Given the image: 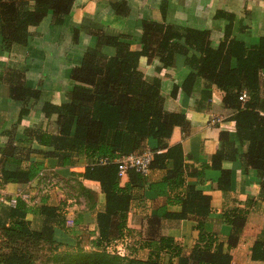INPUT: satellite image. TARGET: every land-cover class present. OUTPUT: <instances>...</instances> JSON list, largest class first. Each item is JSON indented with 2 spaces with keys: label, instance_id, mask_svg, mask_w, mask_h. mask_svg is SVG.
Masks as SVG:
<instances>
[{
  "label": "trees",
  "instance_id": "trees-1",
  "mask_svg": "<svg viewBox=\"0 0 264 264\" xmlns=\"http://www.w3.org/2000/svg\"><path fill=\"white\" fill-rule=\"evenodd\" d=\"M74 3L75 0H0L1 51L9 54L14 46L26 47L31 37L29 29L40 27L49 15L52 25L65 26L70 22ZM166 5L165 1L161 2L162 23L142 21L139 50L131 49L132 35L93 31V46L86 48L79 65L70 70L73 87L67 100L60 104L42 100V114L46 119L56 117V131L48 134L27 128L23 131L24 139L0 148L2 185H26L34 180L40 171L38 165L6 169L7 164L21 166L31 156L53 160L61 169L71 167L81 158L89 163L81 174L72 173L70 179L64 181L71 191H79L78 197H83L89 206L96 204V195L90 187L103 194V209L96 214L98 235L91 242L93 251L57 255L53 264H231L229 250L237 244L245 224V220L234 213L226 214L232 228L227 243H217L201 222L196 226L199 245L189 255L174 246L173 238L158 234L162 219L182 221L188 216L201 219L209 216L210 196L193 185L178 199L179 211L160 208L148 220L149 241L158 240L149 243L151 252L147 260L110 254L106 250L110 244L122 242L135 190L146 187L157 196H165L183 185L185 164L181 147H167L165 141L175 127L186 132L188 122L183 113L165 110L161 81L158 78L147 81L141 69L143 60L149 64L157 59L159 64L155 71L160 73L162 69L173 67L177 56H183L190 71L180 86L181 93L193 96L196 86L203 81L195 101L196 111L208 108L212 87L223 92L222 106L231 111L227 121L234 123L235 132L220 131L221 147L212 156L210 168L220 171L218 189L226 191L230 188V171L222 168V162L240 161L245 170L256 173L260 186L258 199L264 203V96L260 85L264 74V36L251 46L231 38L233 27L237 23L242 26L241 20L231 13L217 11L214 18L225 20L226 25L223 39L212 46L207 30L167 24ZM128 6L126 0L109 4L115 15L126 18L130 12ZM78 40L75 29L72 42L76 44ZM1 80L9 87L10 98L23 106L19 120L27 114L25 106L29 101H41V91L26 87L22 71L4 70ZM178 89L173 87L172 98L176 97ZM243 94L246 98L240 100ZM32 141L52 151L33 149ZM150 141H154L156 147H150ZM147 146L153 153L149 170H164L165 176L158 182L148 183L147 175L129 169L125 175L128 181L122 185L118 159L141 154ZM239 148H245L244 152H239ZM159 150L165 152L158 153ZM104 160L105 163H101ZM62 211L60 207L43 204L30 213L31 206L22 199H17L14 205L1 204L0 264H33L37 248L41 244L53 245L57 229H65ZM29 215L40 216L39 230L31 229ZM162 251L170 252L175 259L161 262L159 253ZM251 259L264 263V231L251 248Z\"/></svg>",
  "mask_w": 264,
  "mask_h": 264
},
{
  "label": "crops",
  "instance_id": "crops-1",
  "mask_svg": "<svg viewBox=\"0 0 264 264\" xmlns=\"http://www.w3.org/2000/svg\"><path fill=\"white\" fill-rule=\"evenodd\" d=\"M114 1L116 0H75L70 22L65 26L52 25L51 15H49L40 27L29 29L31 37L26 47L14 46L9 54L3 53L0 48V148L6 143H16L18 139H24L23 131L27 128H36L44 133L53 134L56 131V117L44 118L41 106L43 101L60 104L67 100V94L73 87V82L69 78L70 70L79 65L86 48L93 46L94 38L91 37V33L99 30L107 35H132L134 41L131 49L139 50L138 41L141 36L142 21L149 19L157 23L163 22L160 11L161 2L165 1L167 4V24L207 30L212 46H216L223 39V30L226 25L225 20L214 18L217 11L231 13L238 21L241 20L243 30L239 29L242 26L237 23L233 27L231 38L251 46L264 36V0H126L130 9L128 18L114 14L109 7L110 2ZM75 29L78 30L79 37L76 44L72 42V32ZM184 61L183 56H177L174 66L162 69L160 73L155 71V67L159 64L157 59L154 58L149 64L147 60L142 61L141 69L147 81L151 82L154 78L161 81L165 110L183 113L186 117L187 131L183 132L179 127H175L170 138L165 141L167 147L176 145L181 147L185 168L183 185L165 196H157L146 187L134 191V200L131 202L127 215V230L120 242L124 244V247L121 248H125L123 251L128 252L126 256L129 258L147 260L151 252L149 243L158 240L155 238L149 241L148 220L160 208L173 212L179 211L178 199L185 196L188 186L193 185L196 190L210 196L209 216L206 219L188 216L182 221L162 219L158 234L161 237L173 238L174 246L181 248L184 255H189L191 250L199 245L196 226L201 222L204 230L212 234L217 243H227L232 228L227 223L226 214L234 213L244 219L245 224L237 244L229 250L231 264H264L251 259V248L264 231V203L258 199L259 180L256 173L245 170L240 161L227 159L222 162V168L230 171V188L226 191L218 189L221 173L219 170L210 168L211 158L221 147L220 131L230 134L235 132L234 123L227 121L232 113L222 106L224 94L215 87H212L208 108L202 111L195 110V101L199 97L203 81L201 80L196 86L193 96L187 97L181 93L180 86L190 71ZM7 69L22 71L26 87L41 91V101H29L25 106L27 114L20 120V110L23 106L10 98L9 87L1 80V74ZM260 85L262 96H264V74L261 75ZM174 86L179 89L176 97L172 98L170 94ZM230 139L232 138L229 137ZM30 144L33 149L52 151V148L42 146L35 141ZM150 147H156V143L150 141ZM226 150L229 148L227 147ZM244 150L245 148H239V152ZM162 152L165 150L158 151V153ZM88 164L86 158H81L71 167L61 169L55 166V161L44 160L39 156H31L29 161L21 166L7 164V170L26 169L38 165L40 171L37 177L26 185L15 183L2 185L0 180L1 204L6 203L8 199L14 201V204L17 199H22L28 204L24 198L27 194H31L33 186L46 172L47 167L49 176L55 173L56 178L63 175L69 176L66 179L69 180L72 173L81 174ZM165 174L164 170H151L146 180L148 183L158 182ZM127 181V176L124 175L121 184L125 185ZM90 189L96 195V204L92 206L85 203L73 205V207L64 203L57 204L51 195L43 198L47 201H43V204L60 207L63 214L71 210L76 218L72 221L70 231L75 230L76 226H80L79 229L82 232L90 229L91 241H94L98 235L96 214L103 209L104 198L97 189L92 187ZM75 196L78 194L76 193ZM29 217L27 216V219ZM36 222V218L32 216L31 224ZM64 230L69 231L65 226L63 232L61 230L63 235ZM159 256L161 262H168L172 258V254L168 251L160 252Z\"/></svg>",
  "mask_w": 264,
  "mask_h": 264
},
{
  "label": "rangeland",
  "instance_id": "rangeland-1",
  "mask_svg": "<svg viewBox=\"0 0 264 264\" xmlns=\"http://www.w3.org/2000/svg\"><path fill=\"white\" fill-rule=\"evenodd\" d=\"M148 148L146 150L150 151V148L149 149ZM48 169L49 168L47 167L45 169L46 172L43 173V176L39 177V179L36 182V185L33 186V191L31 192V194H27V197L24 198L25 200H27L29 204L28 206H31L30 213L34 211V208H37L39 207V205L43 204V201L44 202L46 201L43 199L45 196L48 197L50 195L55 200V203L61 205L64 203L65 205L68 204L70 205V207L71 206L73 207V205H79L81 203L87 204L84 199H79L78 196H75V194L76 193L78 194L79 191H74V190L71 191L69 190L71 188L66 186L64 180H66L69 176L64 177L63 175H60L58 178H56L54 176L55 173H53L54 177L51 175L50 177ZM1 203L2 201H0V205ZM3 205L4 206L14 205V201L8 199L6 203H3ZM29 216H30L29 219L32 220V215ZM64 217H65V226L68 227L69 231L64 230V235H63L62 233L63 230L61 232V229H58L54 236L55 243L53 245L41 244V246L37 248L36 261L33 264H53L55 256L57 255L62 256L68 253L75 254L77 251H83L87 253L93 251V248L91 247L92 239H91L90 229L89 230L86 229L85 231L82 232L79 229L80 226H76L75 230L73 229V231L72 230L70 231V229L72 228V221L74 220V218H76V215L73 216L71 210H68L66 214H64ZM35 218L37 222L31 225V229L39 230L41 226L40 216L39 217L35 216ZM1 241L2 239L0 238V242ZM1 244L3 245V242H1ZM121 247H124V244L113 243L110 244L106 248V250L110 254L126 256L128 252L123 251L125 248H121ZM125 247L130 249L127 245H125ZM3 252H6V250H3Z\"/></svg>",
  "mask_w": 264,
  "mask_h": 264
},
{
  "label": "built area",
  "instance_id": "built-area-1",
  "mask_svg": "<svg viewBox=\"0 0 264 264\" xmlns=\"http://www.w3.org/2000/svg\"><path fill=\"white\" fill-rule=\"evenodd\" d=\"M246 95L243 94L240 100H244ZM153 159V153L149 150L144 151L138 155H131L127 157H121L118 159V175L123 177L129 169H134L136 172L147 175L149 173V164ZM101 163H105V160ZM108 247V246H107Z\"/></svg>",
  "mask_w": 264,
  "mask_h": 264
}]
</instances>
